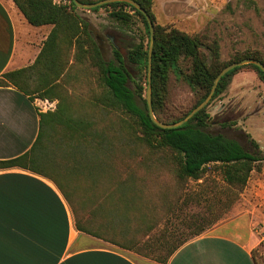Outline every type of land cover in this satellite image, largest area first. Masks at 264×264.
<instances>
[{
  "label": "trees",
  "instance_id": "trees-1",
  "mask_svg": "<svg viewBox=\"0 0 264 264\" xmlns=\"http://www.w3.org/2000/svg\"><path fill=\"white\" fill-rule=\"evenodd\" d=\"M64 1L66 3H56L54 0H13L30 25L34 27L51 25L53 28L34 64L4 74L0 79V87L12 85L32 102L41 99L57 101V104L54 110L38 113L39 133L31 150L20 157L0 161V169L20 168L51 179L57 184L72 210L77 194L83 193L81 199H85V195H88L87 192L90 190L92 195L99 196L97 188L99 190L102 185L94 184L101 183L100 177L105 175V169L93 173L92 176L88 169L81 177L82 181H75L73 185L71 180H74L75 173L65 170L66 167L61 170L62 172H55V163L48 161L47 156L50 151L49 143H53V137L58 133L61 135L60 142L64 139L68 148H71L70 150L80 147L89 149L96 136L93 132L96 122L90 119L92 116L89 111L101 109V112L105 113L120 112L125 116L122 123H134L120 126L122 133L119 136L120 140L127 138L138 139L141 143L145 142L147 144L145 149L149 155L160 152L169 154V156L166 155L163 164L166 166L171 163L174 166L179 183L200 180L210 165H218L222 169L224 182L232 192H242L256 165L263 159L249 152L236 139L212 132L210 128L213 118L208 109L213 101L228 89L232 77L240 70L252 68L262 81H264V72L254 64L232 70L219 83L209 105L188 123L176 129H161L151 120L147 100L142 98L143 88L132 77L128 67L129 63H132L140 68L145 67L148 71L149 49L147 50L141 43L125 57L116 47L114 60L107 61L92 33L90 21L83 17L80 11L97 12L100 9L113 8L112 18L127 24L130 16L121 12L119 8L128 7L144 19L148 34H150L145 16L135 7L124 2L106 4L91 10H80L72 0ZM79 1L84 4H93L102 0ZM135 1L153 18L154 0ZM203 50H206L208 54ZM219 50V45L215 41L208 42L206 38L189 35L176 28L155 27L152 51V101L159 121L173 124L185 118L207 98L215 78L228 65L244 59H255L264 64V60L257 53L250 52L223 63L220 61ZM182 64L190 65L187 73L183 72ZM171 74L182 77L198 97L191 110L173 121L161 116L165 110L167 87ZM91 75H95L100 93L93 94L90 101H86L79 96L78 90L82 81L87 80ZM130 82L136 84L135 89L130 87ZM133 125L137 127L141 136L132 131ZM222 125L228 127L233 124L223 123ZM102 135L98 136L109 144V151L111 149L112 152L121 153L122 156L136 153L133 146L117 145L120 142L114 143V140L119 141L118 136L105 131ZM97 149L95 147L94 150L97 151ZM138 150L143 152L144 148H138ZM111 156L109 160L113 163L116 157ZM122 162H136L139 165H145L154 161L148 156L145 157L143 153H136V156L122 159ZM75 166H81L84 169L85 164L77 161ZM131 174L125 185L135 187V180ZM108 176L114 177L110 174ZM89 181L93 186L87 188ZM136 189L135 195L130 197L127 195L123 197L124 200L116 202H113L112 196L107 198L108 201L103 197L102 204L94 210L90 220L85 222L80 219L75 220L76 229L106 241L105 235L114 233V223L119 217L126 215L129 207L133 208L135 203L143 204L142 206L147 205L142 190H139L137 186ZM141 214H145L148 218L147 211L144 213L141 210ZM140 219L146 226L147 233L156 231L150 224L151 220H143V215ZM203 232L199 229L194 235L198 236ZM175 239V231L162 232L155 242L145 248L147 251L145 254L151 255L155 262L167 264L182 246V244H175Z\"/></svg>",
  "mask_w": 264,
  "mask_h": 264
},
{
  "label": "rangeland",
  "instance_id": "rangeland-1",
  "mask_svg": "<svg viewBox=\"0 0 264 264\" xmlns=\"http://www.w3.org/2000/svg\"><path fill=\"white\" fill-rule=\"evenodd\" d=\"M54 1L66 3L64 0ZM119 10L129 14L127 24L112 18L113 8L97 12L80 11L90 21L92 33L107 61L114 60L116 47L125 57L141 43L147 50L150 48L151 35L148 34L144 19L128 7ZM152 15L154 35L155 27L159 26L198 35L208 42L215 41L219 45L220 61L223 63L241 57L246 52L257 53L264 60V0H154ZM203 51L208 54L206 50ZM128 67L132 77L143 88L142 98L147 100V69L132 63ZM189 68V64H182L184 73ZM130 87L135 89L136 84L130 82ZM99 93L95 75L89 76L79 85L78 94L83 100L90 101L93 94ZM197 98L182 77L171 74L165 110L161 116L169 121L176 120L191 110ZM38 100L41 109H51L49 105L40 102L41 99ZM208 110L213 118L210 128L212 132L236 139L249 152L263 159L256 165L242 192H232L224 182L222 169L218 165H210L200 180L179 183L174 166L171 163L166 166L163 164L169 154L160 152L149 155L145 142L127 138L120 140V126L134 124L133 122L122 123L125 116L120 112L90 110V119L96 122L93 129L96 136L89 149L80 147L70 150L64 139L60 142L61 135L58 133L54 135L53 143H49L50 151L47 156L48 161L55 163V172H62L66 167L65 170L75 173L74 180H71L73 185L75 181H82L81 177L86 170L89 169L92 176L105 169V175L100 177L101 183L94 184L102 185L99 190L97 188L99 196L92 195L89 190L87 193L91 196L88 194L85 199H81L83 193L80 192L81 195L77 194L74 199V211L71 209L74 222L76 219L82 222L90 220L94 210L102 204L103 197L107 200L112 196L113 202L124 200L123 197L136 194L137 186L142 190L148 206L135 203L133 208L129 207L126 215L119 217L114 223V233L105 235L106 243L129 251L141 263H145L146 259L152 260L151 255L145 254V248L155 242L162 232L175 231V244L183 245L216 225L247 212V219L253 221L255 228L253 255L258 264H264V81L252 68L240 70L232 77L228 89L213 101ZM223 123L233 125L225 127ZM104 131L118 136L119 141H113L120 142L117 145L133 146L136 153H143L156 163L139 165L136 162H122V159L136 156V153L122 156L111 149L109 151V144L98 136L104 135ZM132 131L141 136L134 125ZM95 147L98 148L97 151L94 150ZM138 148H144V151L140 152ZM110 156L116 157L113 163L109 160ZM77 161L85 164L84 169L75 166ZM160 162L162 164H158ZM130 173L135 180V187L125 185ZM109 174L114 177L108 176ZM91 186L93 184L89 181L87 188ZM141 210L144 213L147 211L148 218L141 214ZM141 215L143 220L152 221L150 224L156 231L150 234L146 232ZM199 229L204 232L195 236Z\"/></svg>",
  "mask_w": 264,
  "mask_h": 264
},
{
  "label": "crops",
  "instance_id": "crops-1",
  "mask_svg": "<svg viewBox=\"0 0 264 264\" xmlns=\"http://www.w3.org/2000/svg\"><path fill=\"white\" fill-rule=\"evenodd\" d=\"M13 0H0V79L34 64L53 26L30 28ZM38 99L0 87V161L29 152L39 133ZM53 110L57 101L40 100ZM40 107V108H39ZM48 108V106H47ZM71 207L49 178L0 169V264L141 263L129 251L78 231ZM247 212L183 244L167 264H257Z\"/></svg>",
  "mask_w": 264,
  "mask_h": 264
},
{
  "label": "water",
  "instance_id": "water-1",
  "mask_svg": "<svg viewBox=\"0 0 264 264\" xmlns=\"http://www.w3.org/2000/svg\"><path fill=\"white\" fill-rule=\"evenodd\" d=\"M72 1L75 3V5L78 8L84 9V10H91V9L101 7L106 4L115 3V2H124V3L130 4L131 6L135 7L145 16L149 24L150 35H151V43H150L149 54H148L149 58H148L147 106H148V113H149L151 120L154 122L156 126H158L161 129H176L188 123L195 115H197L199 112H201L204 108H206L209 105V103L211 102L212 98L214 97L216 93L219 83L221 82L223 77L226 76L232 70L238 67L244 66V65L254 64L258 66L264 72V64L255 59H244L240 62L228 65L215 78L209 95L200 105L194 108L185 118H183L179 122L173 123V124H165L157 119L155 112H154L153 101H152V51H153V44H154V26H153V22H152L150 15L135 0H102V1H99L93 4H84L80 2L79 0H72Z\"/></svg>",
  "mask_w": 264,
  "mask_h": 264
},
{
  "label": "flooded vegetation",
  "instance_id": "flooded-vegetation-1",
  "mask_svg": "<svg viewBox=\"0 0 264 264\" xmlns=\"http://www.w3.org/2000/svg\"><path fill=\"white\" fill-rule=\"evenodd\" d=\"M111 40H112V42H113V38L111 37Z\"/></svg>",
  "mask_w": 264,
  "mask_h": 264
}]
</instances>
